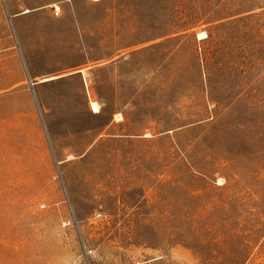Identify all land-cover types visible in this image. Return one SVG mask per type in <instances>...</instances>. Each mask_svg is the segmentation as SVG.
I'll return each instance as SVG.
<instances>
[{"label":"rangeland","instance_id":"374dc122","mask_svg":"<svg viewBox=\"0 0 264 264\" xmlns=\"http://www.w3.org/2000/svg\"><path fill=\"white\" fill-rule=\"evenodd\" d=\"M0 264H264V0H0Z\"/></svg>","mask_w":264,"mask_h":264},{"label":"built area","instance_id":"2783aa9c","mask_svg":"<svg viewBox=\"0 0 264 264\" xmlns=\"http://www.w3.org/2000/svg\"><path fill=\"white\" fill-rule=\"evenodd\" d=\"M52 13H53V15H54L55 17H59V16H60V13H61V8L58 7V6H56V5H54V6L52 7Z\"/></svg>","mask_w":264,"mask_h":264},{"label":"bare ground","instance_id":"6f19581e","mask_svg":"<svg viewBox=\"0 0 264 264\" xmlns=\"http://www.w3.org/2000/svg\"><path fill=\"white\" fill-rule=\"evenodd\" d=\"M91 108H92V110L94 112H98L99 111V105L96 102H91Z\"/></svg>","mask_w":264,"mask_h":264}]
</instances>
